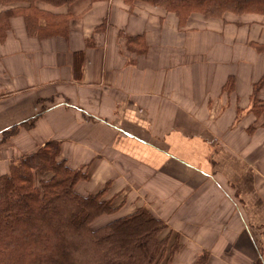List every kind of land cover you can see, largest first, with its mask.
I'll list each match as a JSON object with an SVG mask.
<instances>
[{
	"label": "crops",
	"instance_id": "obj_1",
	"mask_svg": "<svg viewBox=\"0 0 264 264\" xmlns=\"http://www.w3.org/2000/svg\"><path fill=\"white\" fill-rule=\"evenodd\" d=\"M36 4L70 14L68 33L37 38L10 19L0 131L35 120L0 144V175L55 141L57 159L85 172L75 191L114 207L99 223L145 207L178 244L169 264H264V15L179 23L139 0Z\"/></svg>",
	"mask_w": 264,
	"mask_h": 264
},
{
	"label": "trees",
	"instance_id": "obj_2",
	"mask_svg": "<svg viewBox=\"0 0 264 264\" xmlns=\"http://www.w3.org/2000/svg\"><path fill=\"white\" fill-rule=\"evenodd\" d=\"M39 1L60 5L73 0H0L6 6L0 11V41L13 16H22L31 36L66 37L70 14L39 8ZM124 1L132 5L136 0ZM139 1L174 12L179 23L192 12L206 17H221L226 12L264 15V0ZM262 81L253 84L252 97ZM231 84L228 80L225 88ZM34 120L32 117L2 129L0 143L21 127H32ZM58 154L57 142L47 141L11 160L8 171L0 175V264H158L166 250V237H159L165 221L139 207L92 227L97 217L111 213L114 207L98 193H77L74 185L86 177L85 172L69 167L57 159ZM36 171L51 175L36 182ZM177 248L178 244L172 245L165 264Z\"/></svg>",
	"mask_w": 264,
	"mask_h": 264
},
{
	"label": "rangeland",
	"instance_id": "obj_3",
	"mask_svg": "<svg viewBox=\"0 0 264 264\" xmlns=\"http://www.w3.org/2000/svg\"><path fill=\"white\" fill-rule=\"evenodd\" d=\"M253 105H254V108L252 109V111H253L255 114H257V115L261 114V112L263 111V107L256 106V105H257L256 103H254ZM1 137H2V135L0 134V139H1ZM7 141H8V140H6V141H4V142H1L0 144L3 145V143H5V142H7ZM46 174H47V173H45L44 176H46ZM146 209H147V208H146ZM148 210H149V209H148ZM149 211H150V210H149ZM150 212H151V211H150ZM108 216H109V215H108ZM118 217H120V216H118ZM114 218H117V217H112V218L106 220V221L103 222V223H99L102 219H101V218H97V219H95V220L92 222V227H97V226H99V225H101V224H104V223H106V222H108V221L114 219ZM159 237L162 238V235H159ZM171 248H172V245H171V246H168V245L166 244V250H165V253H164V255H163V259H164V261H163L162 264H165V262L167 261V258H168L169 254H170V249H171ZM177 250H178V249H177ZM203 257H204V256H203ZM203 257L201 256V257L196 258V260L194 261L193 264H201V262L204 260ZM171 258H172V255H171ZM170 260H171V259H170ZM169 262H170V261H169Z\"/></svg>",
	"mask_w": 264,
	"mask_h": 264
}]
</instances>
